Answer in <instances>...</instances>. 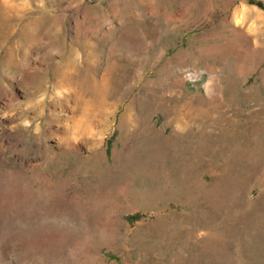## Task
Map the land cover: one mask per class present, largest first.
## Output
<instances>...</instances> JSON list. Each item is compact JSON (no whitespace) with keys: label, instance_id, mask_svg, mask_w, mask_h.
<instances>
[{"label":"rangeland","instance_id":"obj_1","mask_svg":"<svg viewBox=\"0 0 264 264\" xmlns=\"http://www.w3.org/2000/svg\"><path fill=\"white\" fill-rule=\"evenodd\" d=\"M0 264H264V0H0Z\"/></svg>","mask_w":264,"mask_h":264},{"label":"trees","instance_id":"obj_2","mask_svg":"<svg viewBox=\"0 0 264 264\" xmlns=\"http://www.w3.org/2000/svg\"><path fill=\"white\" fill-rule=\"evenodd\" d=\"M131 219H137V218L134 217V218H131Z\"/></svg>","mask_w":264,"mask_h":264}]
</instances>
